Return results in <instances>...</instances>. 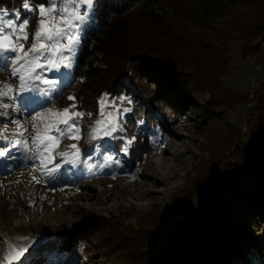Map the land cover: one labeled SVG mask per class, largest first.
I'll list each match as a JSON object with an SVG mask.
<instances>
[{"label": "trees", "instance_id": "obj_1", "mask_svg": "<svg viewBox=\"0 0 264 264\" xmlns=\"http://www.w3.org/2000/svg\"><path fill=\"white\" fill-rule=\"evenodd\" d=\"M0 8L30 18L33 32L37 16L23 10L21 0H0ZM92 14L99 29L89 35L98 57L81 73L92 54L89 36L83 35L58 100L74 95L80 110L96 114L102 95L125 94L153 116L152 125L186 106L197 110L194 132L201 138V155L183 187L186 201L196 198V204L179 218L174 214L185 202L174 197L167 213L153 207L137 216L134 227L84 213L63 231L53 251L67 255L100 229L104 254H122L124 264H255L259 239L237 208L264 223V0H96ZM235 43L241 44L242 58L257 55L263 67L245 139L229 121L230 111L247 102L226 86L232 71L228 52ZM124 134L136 137L128 151L133 169L152 146L145 133L128 124ZM116 145L121 149L119 140ZM219 166L224 174L214 180ZM163 238V252L145 249ZM46 261L40 257L31 264Z\"/></svg>", "mask_w": 264, "mask_h": 264}, {"label": "rangeland", "instance_id": "obj_2", "mask_svg": "<svg viewBox=\"0 0 264 264\" xmlns=\"http://www.w3.org/2000/svg\"><path fill=\"white\" fill-rule=\"evenodd\" d=\"M92 13L87 30L82 33V36H89L87 48L92 54L85 59L86 63L81 67V73L85 71L88 61L98 57L97 42L93 36L89 35L91 31L97 33L99 29ZM9 14L7 18H12L15 13L9 12ZM240 49L241 44L238 43L233 44L229 49L232 71L226 78V86L246 96L253 77L259 82L263 80V67L257 55L251 54L242 58ZM256 64L260 65L261 71L255 70ZM10 71L9 63L7 70L0 71V81L8 80ZM61 71L69 70L61 69ZM48 75L53 76L55 73L50 72ZM13 79H16L18 83V78ZM67 79L61 86L67 82ZM107 96L109 100L120 96H127L132 100L131 105H122V107H131L132 111L124 114L121 123L125 129L128 124V127L145 133L151 143L152 152L143 154L131 169L128 156L130 147L127 154L123 150L124 140L129 138L124 132H117L114 134L115 138L105 137L101 140L89 141L87 133L93 122L99 118L98 103L97 113L92 114L91 117L85 116L81 122L83 138L79 146L82 150H89L91 155L96 157L93 161L95 163L102 162L104 156H109L112 161L120 163H110L103 169L95 170L93 174H89L82 166L72 167L64 164L61 169L66 174L64 180L47 181L41 177L42 182L35 183L31 180L29 173L33 164L39 162L26 159V154L19 147H13L16 137L8 141L0 139V150H8L6 156L0 158V257L4 254L6 243L11 242L31 245L26 254L25 264H31L32 259L40 257L48 258V261L43 264H124L122 254H104L106 248L101 244L104 233L100 229L93 232L88 240L80 242L77 248L67 255L57 253L53 251V248L62 238L63 231L77 224L84 213L134 227L137 216L153 207L167 213L168 204L174 197L185 202L174 214L179 218L185 215L188 208L196 204V198L186 201L183 187L186 184V172L196 163L195 156L201 155L198 147L201 138L194 132L198 111L186 106L183 110H179L176 117L155 119V125H152L153 116L149 118L138 101L125 94ZM170 97L173 98V96ZM204 98H208V95L206 94ZM247 102L236 105L229 113V121L244 139L248 133V117L253 114L255 99L250 106ZM0 103L11 105L12 102L4 100ZM70 104L71 101L68 99L65 101L56 99L48 106L63 109ZM36 110L38 108L23 112L19 105L16 111H13L11 106L7 109L0 107V129L7 124L9 128L7 135H11L15 130V125L11 121L13 119H19L22 122L30 120ZM5 112L7 116L3 115ZM140 120H143L144 124H137ZM27 127L26 135L30 136L31 125L28 124ZM116 140L121 142V149L117 148ZM74 142L64 139L61 148ZM19 155L22 156L19 158ZM57 162L62 163L59 158ZM223 174L224 168L219 166L211 178L218 180ZM36 175L39 177L40 174L36 173ZM237 213L239 219L246 224V229L259 239L254 263L264 264V223L246 210L237 208ZM250 222L253 223L251 226L248 225ZM165 245L166 239L163 238L146 246L145 249L157 254L165 250Z\"/></svg>", "mask_w": 264, "mask_h": 264}, {"label": "snow or ice", "instance_id": "obj_3", "mask_svg": "<svg viewBox=\"0 0 264 264\" xmlns=\"http://www.w3.org/2000/svg\"><path fill=\"white\" fill-rule=\"evenodd\" d=\"M95 2L96 0H21L22 9L37 16L33 32H30V18H21L19 12L12 18H7L9 11L0 8V71L7 70L9 63L11 65L9 79L0 81V102H12L11 105L0 103V107L7 109L11 106L16 111L19 105L23 112L38 108L30 120L22 122L13 119L11 123L15 125V130L11 135H7L9 128L5 124L0 129V139L8 141L16 137L13 147H19L26 154V159L39 162L33 164L29 173L35 183H41V177L47 181L64 180L66 174L61 171L64 164L82 166L89 174H93L95 170L103 169L110 163H120L112 161L109 156H104L102 162L95 163L93 161L96 157L79 146L83 138L81 122L85 116L91 117L92 113L79 109L77 97L69 95L67 99L71 104L63 109L48 106L59 99L65 90L61 84L71 75L70 70L75 63L82 33L87 30L91 21ZM50 72L55 75L49 76ZM13 78H18V83ZM97 103L99 118L91 125L87 139L96 141L105 137L115 138L114 134L124 132L121 120L132 108L122 105H131L132 100L127 96L109 100L107 94H104ZM3 115L7 116V112ZM28 124L32 130L30 136L26 135ZM137 124H144V121H137ZM64 139L75 142L61 148ZM135 140V135L125 138V154ZM7 152V149L0 150V158L5 157ZM57 158L62 163H58ZM36 173L40 174L39 177ZM29 206H32L31 201ZM30 247V244L6 243L0 261L2 264H25Z\"/></svg>", "mask_w": 264, "mask_h": 264}, {"label": "built area", "instance_id": "obj_4", "mask_svg": "<svg viewBox=\"0 0 264 264\" xmlns=\"http://www.w3.org/2000/svg\"><path fill=\"white\" fill-rule=\"evenodd\" d=\"M259 44L261 45V42H259ZM254 68L258 72L261 71V67L258 64L254 65ZM259 84H260V82L255 77H253L252 80H251V82H250L249 89H248V91L246 93V97L248 99V102H247V105L248 106L251 105V102L253 101V99L255 97L256 91L259 88Z\"/></svg>", "mask_w": 264, "mask_h": 264}, {"label": "bare ground", "instance_id": "obj_5", "mask_svg": "<svg viewBox=\"0 0 264 264\" xmlns=\"http://www.w3.org/2000/svg\"><path fill=\"white\" fill-rule=\"evenodd\" d=\"M158 182V181H157Z\"/></svg>", "mask_w": 264, "mask_h": 264}]
</instances>
